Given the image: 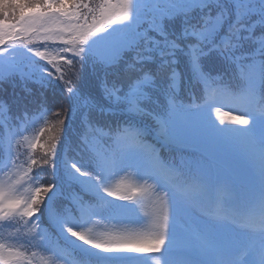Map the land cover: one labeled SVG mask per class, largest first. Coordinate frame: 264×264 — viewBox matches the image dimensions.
<instances>
[{
    "label": "snow or ice",
    "instance_id": "6c2138e0",
    "mask_svg": "<svg viewBox=\"0 0 264 264\" xmlns=\"http://www.w3.org/2000/svg\"><path fill=\"white\" fill-rule=\"evenodd\" d=\"M23 36L29 42L33 36L58 40L64 45L60 52L71 54L59 57L64 59L62 65L57 56L46 51L28 50L49 66L46 75L62 86L71 101L66 111L61 106L63 114L68 117L70 110L73 115L79 114L80 143L99 174L109 176L123 168L124 172L131 170L137 175L138 170H143V180L160 185L151 163L154 149L147 140L152 139L161 147L187 143L202 151L201 158L187 161L181 169L170 165L179 172L188 190L181 193L162 188L166 204L153 213L150 234L98 243L68 226V221L60 218L62 214L52 208L53 219L67 226L71 237L105 254L164 253L162 264H264V230L258 235L226 238L224 233L230 229L203 218L197 198L217 191L233 199L241 195L229 157L235 142L243 141L253 163L258 165L261 184L259 195L251 199L249 206L264 219V128L258 132L251 126L264 125V111L242 112L241 116L248 119L234 117L244 128L220 127L212 118V106L196 103L200 96L189 92L190 99L186 100L176 91L182 82L176 65L178 59L185 58L193 87L199 89L212 82L264 107V0H100L97 5L85 0H0V45L5 44L6 37ZM89 63L104 70L98 84L102 100L79 88L84 67ZM113 68H121L122 76L109 80L108 73ZM17 75L24 81L46 86L23 62L0 72L3 80ZM31 91L25 88L27 94L31 95ZM0 111L4 112L0 158L7 167L14 162L13 141L19 134L14 129H19L28 113H14L3 99ZM93 114L126 118L115 124L111 119L101 124L93 119ZM60 124L64 130L65 121L60 120ZM90 133L98 137V148L89 140ZM129 133H134L130 143L122 140ZM50 141L44 164H50L53 170L58 145L56 138ZM71 168L79 177L96 179L92 172L82 171L75 164ZM22 180L23 177L8 185L0 183V230L16 229L25 218L29 224L38 221L34 218L40 216L41 205L55 187H38L35 195L25 199L16 195V185ZM71 182L70 177L69 187ZM101 190L107 197H114L113 201L132 206L135 213L144 194L141 188L123 185ZM41 193L46 195L41 198ZM60 195L66 198L63 193ZM91 196L85 188L75 191V208L81 213L106 210V202L94 201ZM67 212L66 207L64 214ZM39 229L23 243L47 250L42 247L46 241L50 246L59 242L52 231ZM13 240V244L0 242V264H31L15 244L19 236ZM129 259L132 264H143L145 257L129 255Z\"/></svg>",
    "mask_w": 264,
    "mask_h": 264
},
{
    "label": "trees",
    "instance_id": "16d2710c",
    "mask_svg": "<svg viewBox=\"0 0 264 264\" xmlns=\"http://www.w3.org/2000/svg\"><path fill=\"white\" fill-rule=\"evenodd\" d=\"M85 2L92 5H97L100 0H85ZM120 30H117L119 32ZM64 45L60 42L48 40L45 41L42 36H33L31 42L27 36L23 37H6L5 44L0 45V72L7 71V69L14 63L23 62L28 65L36 78H39L46 82L45 87H41L39 83L34 81H24L18 75L10 78L9 80H3L0 78V99L5 100L14 113L22 114L27 112L25 122L20 124L18 130L19 134L15 135L13 141L14 144V162L4 164V159L0 158V181L7 184L15 183L23 177L21 184L16 185V195L21 198H27L28 196L35 195V189L38 187H48L51 184L55 185L52 192L48 193V198L41 205V214L38 221L32 220L29 224L27 218L21 221L19 227L16 229L0 230V242L13 244L14 237L19 236V241H15L17 247L25 253L28 257L32 255H40L43 259L41 262L34 261L35 264H78V262H85V252L81 250L77 243L69 244L63 241L58 232L50 225L49 220L46 217L48 209L55 208L58 213H61V217L68 221V226L74 230H78L83 233V225L80 221L79 210L75 208V202L72 199V194L81 188L86 186L73 174V172L67 167L69 164H75L76 167L82 171L92 172L96 179L87 177L95 183H99L101 175L98 172L95 162L90 158L87 151H85L80 143V134L82 131L80 124V117L77 113L73 115L72 111H69L68 117H66L61 109L64 105L66 111L67 106L71 101L67 100L62 86L52 80L46 75L50 68L43 61L38 60L32 56L28 51L29 49H39L40 51H46L49 55L57 56V62L64 64V59L59 58L62 56H69L70 53H61L60 50ZM5 48L7 51H5ZM213 67L215 62L210 61ZM79 67V66H77ZM177 71L182 75L181 87L177 85V94L182 98L189 100V92L200 96L201 98L196 101L197 104H204L205 89L203 85L200 88L193 87L192 76L190 68L185 58L178 59ZM105 75L104 70L99 66H93L92 64H86L82 73L79 88L81 91H91L98 98L102 100V94L99 91L98 84L100 79ZM122 76L121 68H113L108 73V79L112 80ZM160 79L164 80V74H161ZM213 88V94L219 98L228 109H238L241 113L246 109L248 111L257 112L264 111V107L259 105L257 101H253L241 96H234L225 86L209 82ZM30 88L31 95L25 92V88ZM4 118V112L0 111V123ZM125 116H116L106 118L103 116H97L93 114V119L97 122L104 124L111 119L115 124L118 120L125 119ZM213 120L220 126L226 127V120L223 118L212 115ZM60 120L65 121V128L60 124ZM221 120L223 123L221 124ZM56 138L58 145L57 154L54 161V169L51 165L44 164V155L48 150L47 146L51 142L50 138ZM89 140L96 148L100 146L98 137L94 133H90ZM123 140V137H122ZM148 143H152L158 146V153L160 157L169 166L174 165L181 169L185 166V163L190 160H195L202 157V154L183 150L193 148L201 151V149L192 144L187 143H168L164 147L155 143L152 139L147 140ZM202 152V151H201ZM235 154V159L231 156ZM242 157L239 159L237 155ZM36 163L33 164L32 161ZM229 162L234 169L235 178L238 182V188L241 194H243L245 188L248 190V184L251 181V175L249 168L256 169V164L253 163L246 143L235 142L233 145ZM121 168L118 169V177L123 178L126 174L132 171H126ZM139 171V170H138ZM28 173L25 176V173ZM134 173V172H133ZM72 178L71 187H69V178ZM174 182L178 185H186L181 179L179 172L173 178ZM251 187L253 188L252 184ZM186 192L188 186L186 185ZM253 196H258L259 193L253 188ZM64 194V197L60 195ZM191 194V193H189ZM41 198L46 194L41 193ZM222 199L228 201H235L236 199L230 198L221 193ZM211 197V195H210ZM86 199H89L86 197ZM90 199L98 201L95 196H91ZM238 200V199H237ZM236 200V201H237ZM108 207L104 211L92 212L93 219L101 221L102 223L112 222L116 214L121 211L130 212V206L124 202L108 201L106 203ZM67 207L68 212L64 214V210ZM52 221L60 228L61 225L58 220H54L51 214ZM40 227V229H39ZM67 227V226H66ZM47 232L52 231L54 235L59 239L55 245H48L47 241L42 247H48L47 250L41 247L29 246L23 243L31 238L37 230ZM71 241H75L71 239ZM87 259L91 264H97V260L91 253H87Z\"/></svg>",
    "mask_w": 264,
    "mask_h": 264
},
{
    "label": "rangeland",
    "instance_id": "374dc122",
    "mask_svg": "<svg viewBox=\"0 0 264 264\" xmlns=\"http://www.w3.org/2000/svg\"><path fill=\"white\" fill-rule=\"evenodd\" d=\"M205 105H210L211 112L219 117L226 118V127L227 128H244L245 125H240L236 123L233 119L234 117H241L244 119H248V116H241V111L237 108L232 109L231 111L225 108L223 102L218 98L212 95L211 89L207 88L206 98L204 100ZM219 108V112L216 109ZM237 110V111H235ZM244 112H248L245 110ZM251 126L255 127L259 132L261 128H264V125H260L258 123H254ZM134 135H128L125 142H133ZM243 143V141H237ZM147 143V142H146ZM148 144V143H147ZM150 145V144H148ZM152 146V145H151ZM158 146H152L154 152L152 153L151 163L154 166L156 175L160 178V185H157L152 180H143L144 172L143 170H139L136 173H128L123 178H119L118 172L111 173L108 175H101V180L98 185H95L86 179L81 177V180L84 181L86 187L98 197L100 200L104 201L106 199H110L113 197H107L106 194L101 190L103 187H110L115 189L118 185H123L125 187L132 186L136 188H141L144 190V194L140 197V203L136 205L137 212L134 217L127 215V213L121 211L118 212L113 219L112 222L102 223L96 219L90 218L88 213H81V221L83 222V232L84 234L91 236L96 242H112L118 239H128L135 238L140 236H146L150 234L152 231V222H153V213L155 211L161 210L166 204V196L165 192L162 190L164 188L163 183H169L172 175L174 174V170L164 164L163 159L158 156ZM237 157L241 159V155L238 154ZM231 158L235 159V154L231 156ZM69 166V165H68ZM258 169V165H257ZM259 170V169H258ZM76 176V175H75ZM78 176V175H77ZM76 176V177H77ZM78 178V177H77ZM260 181V180H259ZM0 183L8 185L5 182L0 181ZM250 193H252L250 182L248 184V190L245 188L242 194V201L239 203L240 198H237L234 202L228 200H213L215 202V207L210 206L211 199L209 197H197L199 199V214L208 219L215 224L223 225L230 231H226L224 233L226 238H231L234 235L244 234H254L258 235L262 230H264V219H262L258 213H256L247 203V200L250 199ZM238 207V208H237ZM134 211V210H133ZM133 213V214H134ZM241 213V218L239 220H235L236 214ZM243 214V215H242ZM90 247V246H89ZM97 251V250H96ZM25 254V253H24ZM140 254H115L118 258L124 260L125 262L114 263V264H132V261H128L129 255L131 256H139ZM149 256L153 255L152 253H146ZM163 254L164 253H156ZM122 255V256H121ZM155 255V254H154ZM26 256V255H25ZM98 256L101 260L103 258V254L98 252ZM161 256L156 257L153 260L155 264H162ZM195 257V256H194ZM199 260V257H195ZM27 261H31V264L34 261L41 262L43 259L40 255H28L26 256ZM44 264V263H42ZM80 264H82L80 262Z\"/></svg>",
    "mask_w": 264,
    "mask_h": 264
}]
</instances>
